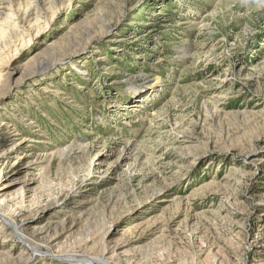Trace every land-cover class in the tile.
Instances as JSON below:
<instances>
[{"label": "rangeland", "instance_id": "obj_1", "mask_svg": "<svg viewBox=\"0 0 264 264\" xmlns=\"http://www.w3.org/2000/svg\"><path fill=\"white\" fill-rule=\"evenodd\" d=\"M27 10L0 264H264V0H0V28Z\"/></svg>", "mask_w": 264, "mask_h": 264}, {"label": "bare ground", "instance_id": "obj_2", "mask_svg": "<svg viewBox=\"0 0 264 264\" xmlns=\"http://www.w3.org/2000/svg\"><path fill=\"white\" fill-rule=\"evenodd\" d=\"M6 8V7H5ZM40 15H41V12L40 11H34V13L30 14V10H27L25 11V14L21 17V18H16L15 22L13 23L12 21H9L8 19L7 20H4L3 23L1 25L3 26H6V28H0V35L3 36V42L4 44L3 45H0V53L2 52L1 49L3 50L4 48H10L11 47V38L12 37H18L19 40H23V36H24V29L28 28V26L26 27V25L24 24L26 21H27V18L30 17V16H34V21L33 23L31 24L32 27H38L39 25V19H40ZM20 17V16H19ZM7 23V25H6ZM17 38V39H18ZM4 51V50H3ZM41 58L43 59V57L41 56ZM46 63V62H45ZM42 64L41 67H40V70L43 71L44 69L47 68V64ZM45 66V67H44ZM2 79H3V76L0 74V86L2 84ZM159 82V77L156 78L155 82L151 85V87L155 86L156 84H158ZM157 86V85H156ZM4 125H6V123H3ZM9 124H7V127H8ZM14 135H18L17 132H14ZM10 151V150H9ZM28 156L30 155H24L25 158H27ZM44 210H46L48 208V205H44L42 207ZM0 217L2 218L3 221L7 222L8 224H10L11 226L14 227L13 229V232L20 238H23L22 236H20L19 232H18V227L16 224H14L12 222L11 219L9 218H6L4 215L0 214ZM49 224H47V228H49L48 226ZM43 249V248H42ZM42 249H32V250H35V251H39V252H45L47 253V250L46 248H44L45 250H42ZM49 253V252H48ZM82 262H89L91 261V259H89L88 257H85L82 259ZM98 262V264H105L103 263V259L101 258L100 260H95Z\"/></svg>", "mask_w": 264, "mask_h": 264}]
</instances>
